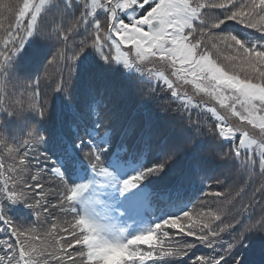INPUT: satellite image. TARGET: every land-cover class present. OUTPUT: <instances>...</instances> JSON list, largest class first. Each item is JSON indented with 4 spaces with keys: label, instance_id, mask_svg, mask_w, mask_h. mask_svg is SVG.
Here are the masks:
<instances>
[{
    "label": "snow or ice",
    "instance_id": "1",
    "mask_svg": "<svg viewBox=\"0 0 264 264\" xmlns=\"http://www.w3.org/2000/svg\"><path fill=\"white\" fill-rule=\"evenodd\" d=\"M37 42L43 73L21 95L43 121L42 84L63 102L53 133L31 124L0 155V264H248L247 238L264 239V0H17L0 92ZM18 202L28 226L8 216Z\"/></svg>",
    "mask_w": 264,
    "mask_h": 264
},
{
    "label": "trees",
    "instance_id": "2",
    "mask_svg": "<svg viewBox=\"0 0 264 264\" xmlns=\"http://www.w3.org/2000/svg\"><path fill=\"white\" fill-rule=\"evenodd\" d=\"M55 2V0H54ZM47 49L45 47H41L39 45V42H37V45L29 50L28 56H26L24 59H18L17 64L15 66L16 69V76L13 77L12 80H10L4 87V91L0 92V101L3 103L4 108H16V102L22 101L25 105H27V96L21 95L22 92H24V89H22L19 86L20 80L23 79V77H31L38 72L41 71V74L43 73V66L37 65L35 62L40 55L46 54ZM28 57L31 59V64H26V61L28 60ZM46 63V61H45ZM43 65V64H42ZM27 68L28 71L25 72L23 69ZM114 75V74H113ZM41 101H43L45 98L50 103V109H49V117L46 120H40L39 117L36 115V113L27 111V112H19L18 115H11L9 116L7 112H0V120L3 121L2 126H0V132H4L10 140H12L14 143L18 142L19 140L23 139L26 134V129L31 124H36L40 131L47 133H53L56 129V119H59L60 115V106L63 102L62 99L58 101L54 96L49 87H47L45 84L41 85ZM144 91H137L135 94L137 96V100H146L147 97L143 95ZM47 92V95H46ZM167 94H164L161 97V100L159 103L153 102L150 107L153 111L159 112L160 109L166 108L169 106L170 98H166ZM172 107H175V104H172ZM17 111H19L17 109ZM65 118H68L67 115H65ZM163 119V118H161ZM166 120H171V116H166ZM226 150V149H225ZM203 155L207 156V152H205ZM210 166L214 169L215 175L219 176L222 179H227L228 183H233V181L239 182L243 177L239 176L234 167L222 165L218 161H216L214 158L208 156ZM5 162L10 163L11 161L5 157ZM174 178H169V182H171ZM261 177L256 176L254 178L253 184L249 188L248 192L249 195H251V191L253 187H256L261 182ZM195 194H198V192L193 189ZM204 191H208L207 188L204 189ZM199 195V194H198ZM204 198V197H201ZM249 197L245 196L244 200L247 201ZM259 197H257L258 199ZM207 199H211V197H207ZM194 203H196L194 201ZM255 213L259 212V209L254 210ZM8 216H10L13 221L17 224H23L25 226H28L35 218L34 213L30 208L25 206L23 202L18 203H9L8 204ZM245 247L242 248V252L248 261V264H264V239L261 238L258 234H250L245 242ZM201 251H207V249H201Z\"/></svg>",
    "mask_w": 264,
    "mask_h": 264
},
{
    "label": "clouds",
    "instance_id": "3",
    "mask_svg": "<svg viewBox=\"0 0 264 264\" xmlns=\"http://www.w3.org/2000/svg\"><path fill=\"white\" fill-rule=\"evenodd\" d=\"M17 3V0H7V7L0 6V16H6L7 12L15 7ZM16 109L19 110V112H27L29 111L28 104L25 105L24 103H17ZM10 116V115H9ZM3 121L0 120V124H2ZM38 127L37 125L33 124V127L28 130L29 133L33 131V128ZM15 148V143L9 139V137L4 133L0 132V155L2 156H10L13 154V149Z\"/></svg>",
    "mask_w": 264,
    "mask_h": 264
},
{
    "label": "rangeland",
    "instance_id": "4",
    "mask_svg": "<svg viewBox=\"0 0 264 264\" xmlns=\"http://www.w3.org/2000/svg\"><path fill=\"white\" fill-rule=\"evenodd\" d=\"M46 54H47V53H46ZM46 54L40 55V56L38 57V59L35 61V62L37 63V65H39V66H43V65H42V64H43V58H44V56H45ZM49 58H50V57H49ZM111 79H113V80L119 82V74L117 73V74L112 75ZM161 84H162V82H161ZM131 88H132L133 100L135 101V100H137V96H136L135 93H136L137 91H139V93H140V91L147 90L148 85H147V84H135V83H134V84L131 86ZM188 90L190 91L191 89L189 88ZM190 94H191V93H190ZM46 95H47V92H46ZM203 99H207V97H203Z\"/></svg>",
    "mask_w": 264,
    "mask_h": 264
}]
</instances>
